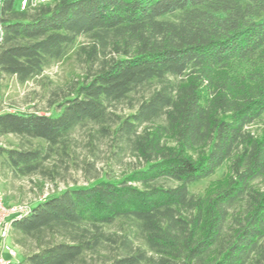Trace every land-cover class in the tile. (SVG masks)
Returning <instances> with one entry per match:
<instances>
[{
  "label": "trees",
  "instance_id": "obj_1",
  "mask_svg": "<svg viewBox=\"0 0 264 264\" xmlns=\"http://www.w3.org/2000/svg\"><path fill=\"white\" fill-rule=\"evenodd\" d=\"M23 1L0 0V88L72 54L85 69L50 114L0 112V140H19L0 177L50 175L90 126L138 165L32 205L20 264H264V0Z\"/></svg>",
  "mask_w": 264,
  "mask_h": 264
},
{
  "label": "rangeland",
  "instance_id": "obj_2",
  "mask_svg": "<svg viewBox=\"0 0 264 264\" xmlns=\"http://www.w3.org/2000/svg\"><path fill=\"white\" fill-rule=\"evenodd\" d=\"M25 4V0L23 1ZM80 40V44H86ZM85 65L81 59L72 54L65 60L56 63L47 69L43 76L27 84H19L15 79H8L0 88V112H35L43 115L50 114L51 103L61 100L69 92L73 81H77L84 74ZM151 88H144L131 98L113 105L110 109L109 124L118 118H124L134 112L144 97L148 96ZM264 121L255 126L261 129ZM0 144L16 146L19 140L15 137L2 138ZM69 155L52 160L48 164L50 175H35L26 178H17L7 174L0 177V191L7 206L35 205L52 194L63 192L67 189L83 188L96 179L121 177L138 165L137 158L127 152L119 154L116 139L103 138L98 133L97 126H90L85 130L76 132L69 143ZM226 168L220 170L214 179L221 177ZM213 179V180H214ZM209 181L197 184L192 189L195 193H202ZM118 229L113 227L111 232ZM8 240V245H12ZM19 261L22 262L21 248ZM33 243L27 241L22 251L32 250ZM90 260V259H89Z\"/></svg>",
  "mask_w": 264,
  "mask_h": 264
},
{
  "label": "built area",
  "instance_id": "obj_3",
  "mask_svg": "<svg viewBox=\"0 0 264 264\" xmlns=\"http://www.w3.org/2000/svg\"><path fill=\"white\" fill-rule=\"evenodd\" d=\"M31 211V205L7 206L0 191V264H20L17 247L13 243L8 245V240H11L14 222L29 215Z\"/></svg>",
  "mask_w": 264,
  "mask_h": 264
}]
</instances>
